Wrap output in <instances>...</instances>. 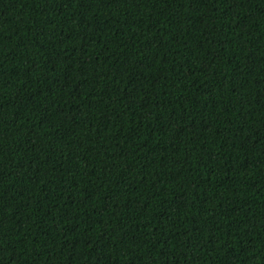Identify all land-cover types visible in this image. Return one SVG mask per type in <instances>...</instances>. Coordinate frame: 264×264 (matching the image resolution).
<instances>
[{
  "label": "trees",
  "instance_id": "16d2710c",
  "mask_svg": "<svg viewBox=\"0 0 264 264\" xmlns=\"http://www.w3.org/2000/svg\"><path fill=\"white\" fill-rule=\"evenodd\" d=\"M0 264H264V0H0Z\"/></svg>",
  "mask_w": 264,
  "mask_h": 264
}]
</instances>
